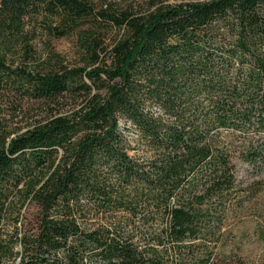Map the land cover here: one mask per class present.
I'll return each instance as SVG.
<instances>
[{
  "label": "trees",
  "instance_id": "obj_1",
  "mask_svg": "<svg viewBox=\"0 0 264 264\" xmlns=\"http://www.w3.org/2000/svg\"><path fill=\"white\" fill-rule=\"evenodd\" d=\"M174 1L0 0V96L38 109L0 118V264H246L225 227L264 163V0ZM38 35L80 64L13 66Z\"/></svg>",
  "mask_w": 264,
  "mask_h": 264
},
{
  "label": "rangeland",
  "instance_id": "obj_2",
  "mask_svg": "<svg viewBox=\"0 0 264 264\" xmlns=\"http://www.w3.org/2000/svg\"><path fill=\"white\" fill-rule=\"evenodd\" d=\"M167 2H175L167 0ZM33 58L28 60L21 48L11 50L9 62L16 65H26L32 69H44L49 61L50 53H56L67 65H78L81 57L74 36H65L58 39L47 35H38L31 40ZM27 60V61H25ZM3 93L0 96V118L6 120L12 127H24L33 117H36L37 107L25 103L19 106L16 95ZM11 95V96H8ZM238 182L241 191V200L245 202V208L236 212L227 220L225 227L227 241L236 243L235 251L242 257L246 264H253L264 251V246L259 243L263 241L255 235V229L264 223V163L238 162ZM35 208L29 207L26 211V219H33Z\"/></svg>",
  "mask_w": 264,
  "mask_h": 264
},
{
  "label": "clouds",
  "instance_id": "obj_3",
  "mask_svg": "<svg viewBox=\"0 0 264 264\" xmlns=\"http://www.w3.org/2000/svg\"><path fill=\"white\" fill-rule=\"evenodd\" d=\"M144 111L150 114L153 118H158L163 112V108L160 105L147 106Z\"/></svg>",
  "mask_w": 264,
  "mask_h": 264
}]
</instances>
